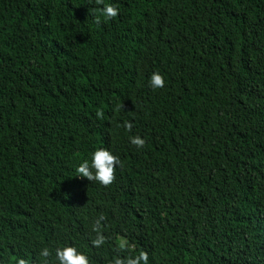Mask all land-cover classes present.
Segmentation results:
<instances>
[{
  "label": "trees",
  "instance_id": "16d2710c",
  "mask_svg": "<svg viewBox=\"0 0 264 264\" xmlns=\"http://www.w3.org/2000/svg\"><path fill=\"white\" fill-rule=\"evenodd\" d=\"M105 2L0 0V264H264V0Z\"/></svg>",
  "mask_w": 264,
  "mask_h": 264
},
{
  "label": "clouds",
  "instance_id": "9594fccd",
  "mask_svg": "<svg viewBox=\"0 0 264 264\" xmlns=\"http://www.w3.org/2000/svg\"><path fill=\"white\" fill-rule=\"evenodd\" d=\"M99 5L96 13H93L94 22L99 24L101 20L107 21L117 16L119 9L112 2L105 0H96ZM165 78L158 72L153 71L147 78V86L151 89H160L164 87ZM119 107V106H118ZM101 113L97 112V116ZM125 128H130V125H125ZM129 143L135 145L137 149L144 146L145 140L134 135L129 137ZM121 164L120 158L110 148L98 147L94 149L86 158L80 160L76 165L75 172L77 177L86 178L88 181H95L99 185L107 186L114 179V170ZM98 224V221H97ZM96 225H93L95 230ZM103 236L97 234L96 238L91 241L93 245H100L103 241ZM39 255L47 261L50 257L48 247L41 248ZM15 264H28V261L23 258H18ZM52 264H90L89 256L77 247L67 244L54 249V260ZM114 264H147V255L141 252L137 257L128 258L124 261L116 259Z\"/></svg>",
  "mask_w": 264,
  "mask_h": 264
}]
</instances>
